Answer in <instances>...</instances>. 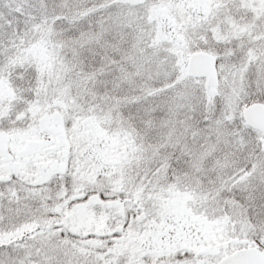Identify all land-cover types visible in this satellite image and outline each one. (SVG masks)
Returning <instances> with one entry per match:
<instances>
[{
  "label": "snow or ice",
  "instance_id": "snow-or-ice-1",
  "mask_svg": "<svg viewBox=\"0 0 264 264\" xmlns=\"http://www.w3.org/2000/svg\"><path fill=\"white\" fill-rule=\"evenodd\" d=\"M0 264H264V0H0Z\"/></svg>",
  "mask_w": 264,
  "mask_h": 264
}]
</instances>
